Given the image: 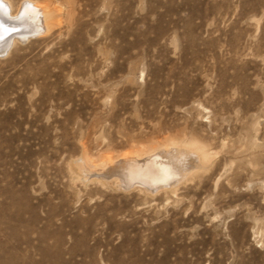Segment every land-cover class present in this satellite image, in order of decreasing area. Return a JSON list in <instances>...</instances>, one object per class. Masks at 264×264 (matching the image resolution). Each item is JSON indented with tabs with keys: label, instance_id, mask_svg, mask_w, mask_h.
I'll list each match as a JSON object with an SVG mask.
<instances>
[{
	"label": "rangeland",
	"instance_id": "374dc122",
	"mask_svg": "<svg viewBox=\"0 0 264 264\" xmlns=\"http://www.w3.org/2000/svg\"><path fill=\"white\" fill-rule=\"evenodd\" d=\"M31 1L57 24L0 56V264H264V0ZM169 144L174 185L98 179Z\"/></svg>",
	"mask_w": 264,
	"mask_h": 264
},
{
	"label": "bare ground",
	"instance_id": "6f19581e",
	"mask_svg": "<svg viewBox=\"0 0 264 264\" xmlns=\"http://www.w3.org/2000/svg\"><path fill=\"white\" fill-rule=\"evenodd\" d=\"M56 24V9L49 5L24 0L17 10L13 11L10 2L0 0V26L8 29L7 32L0 33V56L8 53L16 39L25 40L32 35L45 34ZM178 149V146L169 144V146L167 145L165 148L145 157V161L142 163L134 155H123L121 159L108 162L102 166L105 168L97 173V176H101L98 179L105 183H115L122 189H128L134 185L155 189L170 185L172 182L178 181L187 172L186 168L182 166L184 162L182 165L179 164ZM196 151L199 157V153L204 157L202 150L196 148ZM75 164L85 171L88 167H97L84 156L76 160ZM95 172L97 171L95 170ZM171 180L172 182H170Z\"/></svg>",
	"mask_w": 264,
	"mask_h": 264
},
{
	"label": "snow or ice",
	"instance_id": "6c2138e0",
	"mask_svg": "<svg viewBox=\"0 0 264 264\" xmlns=\"http://www.w3.org/2000/svg\"><path fill=\"white\" fill-rule=\"evenodd\" d=\"M7 31H8V29H5L2 26H0V33L7 32Z\"/></svg>",
	"mask_w": 264,
	"mask_h": 264
},
{
	"label": "water",
	"instance_id": "95a60500",
	"mask_svg": "<svg viewBox=\"0 0 264 264\" xmlns=\"http://www.w3.org/2000/svg\"><path fill=\"white\" fill-rule=\"evenodd\" d=\"M1 56H4V55H1Z\"/></svg>",
	"mask_w": 264,
	"mask_h": 264
}]
</instances>
